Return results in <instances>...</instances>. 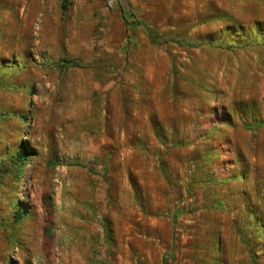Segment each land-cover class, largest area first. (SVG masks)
Returning a JSON list of instances; mask_svg holds the SVG:
<instances>
[{
    "label": "rangeland",
    "instance_id": "rangeland-1",
    "mask_svg": "<svg viewBox=\"0 0 264 264\" xmlns=\"http://www.w3.org/2000/svg\"><path fill=\"white\" fill-rule=\"evenodd\" d=\"M257 121L264 0H0V264H264Z\"/></svg>",
    "mask_w": 264,
    "mask_h": 264
},
{
    "label": "trees",
    "instance_id": "trees-1",
    "mask_svg": "<svg viewBox=\"0 0 264 264\" xmlns=\"http://www.w3.org/2000/svg\"><path fill=\"white\" fill-rule=\"evenodd\" d=\"M69 3V0H61V9L62 11H64L67 8V5ZM264 125V123L257 121L256 126H262ZM28 150L26 149V147H21L19 152H18V158L24 160L26 159V157L28 156Z\"/></svg>",
    "mask_w": 264,
    "mask_h": 264
}]
</instances>
